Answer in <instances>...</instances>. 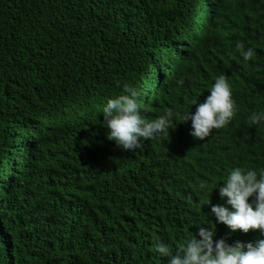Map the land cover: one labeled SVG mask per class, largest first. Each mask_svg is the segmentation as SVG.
Wrapping results in <instances>:
<instances>
[{
	"label": "trees",
	"instance_id": "obj_1",
	"mask_svg": "<svg viewBox=\"0 0 264 264\" xmlns=\"http://www.w3.org/2000/svg\"><path fill=\"white\" fill-rule=\"evenodd\" d=\"M222 73L236 111L203 140L190 121L135 151L107 139L99 112L124 82L151 121ZM259 110L264 0H0V264H166L156 244L171 255L199 227L261 238L210 214L228 172L264 167Z\"/></svg>",
	"mask_w": 264,
	"mask_h": 264
},
{
	"label": "clouds",
	"instance_id": "obj_2",
	"mask_svg": "<svg viewBox=\"0 0 264 264\" xmlns=\"http://www.w3.org/2000/svg\"><path fill=\"white\" fill-rule=\"evenodd\" d=\"M236 50L244 60L255 55V49L245 48L243 43H237ZM176 83L185 84L183 75L176 77ZM122 88L124 94L108 98L99 113L103 115L101 123L106 129L107 139L127 151L141 148L144 141L165 133L168 135L174 121H190L189 134L203 140L214 129L228 124L236 111L231 86L223 73L215 77L203 102L190 99L186 110L167 108L151 121L141 114L136 100L138 90L127 82L122 84ZM193 104L196 107L191 111ZM249 119L253 124L264 125V110L251 113ZM222 181V185L216 183L215 187H218V194L224 203L212 204L210 214L230 231L239 229L247 233L250 229H258L261 238L229 244L224 238L213 240V227H199L195 234L190 232L191 235L171 255L165 242L156 244L160 256L168 257L166 264H264V167L253 169L236 166ZM199 187L206 190L207 182L202 181ZM249 197L253 199L249 201ZM204 203H210L209 193Z\"/></svg>",
	"mask_w": 264,
	"mask_h": 264
}]
</instances>
